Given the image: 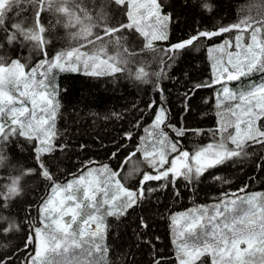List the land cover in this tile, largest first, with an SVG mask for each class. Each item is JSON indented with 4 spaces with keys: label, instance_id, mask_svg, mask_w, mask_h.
I'll return each instance as SVG.
<instances>
[{
    "label": "snow or ice",
    "instance_id": "1",
    "mask_svg": "<svg viewBox=\"0 0 264 264\" xmlns=\"http://www.w3.org/2000/svg\"><path fill=\"white\" fill-rule=\"evenodd\" d=\"M25 2L32 8L30 20L9 18L8 14L14 7ZM70 3L73 0H0V164L8 159L3 145L13 138H23L32 148L36 161L35 168L21 167L18 175L8 179L6 184H0V235L21 230L18 220L5 216L3 212L24 196L25 177L35 176L46 181L49 188V194L36 205L37 220L29 222L31 229L26 247L35 246L30 264H89L80 257L93 254L103 257L108 250L104 244L108 231L105 217L120 218L138 206L146 191L156 190L147 188L148 182L168 180L174 183L178 177L186 181L199 179L210 169L233 158L247 156L246 148L250 145L264 148V17L248 16L228 26L198 30L195 35L170 46V51L178 52L200 38L211 39L223 33L237 32L234 45L226 40L218 48L222 53L233 46L236 50L226 52L227 66L220 72V78L212 83L219 84L224 79L241 81L242 78H248L249 83L236 92L223 87V100L217 99V107H222L224 101L233 103L218 113L221 117L218 141L199 147L192 153L182 150L177 143H170L167 133L161 128L167 119L166 109L161 106L154 115L152 131L149 132V135L158 136V140L154 141L151 151L137 149L142 151L150 170L135 168L128 173L129 177L133 172L138 175V187L134 190L121 183L120 173L110 171L107 165L91 169L63 184L57 182L55 165L46 158L64 146L55 143L59 101L56 88L49 82V74L56 69L76 72L81 65L85 74L95 77L125 72L124 65L128 63L125 57L129 50L124 43L128 37L118 34L131 30L146 41V48H152L154 41L168 39V27L174 20L173 13L164 11L162 0H105V5L94 14L80 7L73 11L68 7ZM191 3L209 14L214 10L208 0H191ZM109 4L124 9L128 22L111 24L104 10ZM45 11L67 17L64 26L78 28L73 37L87 43L57 52L49 59L47 47L52 41L46 38V34L51 26L46 27L41 20ZM16 15L19 17L20 12ZM94 29H99V32ZM244 33L249 34L250 42H243ZM87 45H92V50L82 51ZM109 45L116 46L115 54H109ZM5 46L8 49L30 48L33 54L43 58L31 66L18 53L15 58L8 55ZM223 63L218 60L213 68ZM257 73L261 77L259 83L251 80ZM146 76L143 67L135 72L138 80ZM199 87L201 85H194V88ZM152 106L149 105L150 108ZM184 131L177 130V135L182 136ZM128 138L131 139V133ZM169 152L175 154L171 160L168 159ZM134 156L136 152L130 153L122 167ZM113 186L114 191L111 190ZM98 195L103 198L98 199ZM258 198L259 194L235 199L225 197L221 203L213 205L211 214L207 208H200L173 216L171 224L176 236L178 264H205L206 259L209 264H250L257 254L264 264V202L257 203ZM141 226L146 228L147 224L141 220ZM156 264L162 262L157 261Z\"/></svg>",
    "mask_w": 264,
    "mask_h": 264
},
{
    "label": "trees",
    "instance_id": "2",
    "mask_svg": "<svg viewBox=\"0 0 264 264\" xmlns=\"http://www.w3.org/2000/svg\"><path fill=\"white\" fill-rule=\"evenodd\" d=\"M162 2L164 11L174 14L167 40L154 41L152 48H146V41L131 30L118 34L128 37L124 43L129 50L125 57L128 60L124 65L125 72L95 77L85 74V69L79 67L76 72L56 69L49 74V82L56 88L59 101L55 143L64 146L46 158L55 165L57 182L63 184L84 174L90 167L107 165L111 171L120 173L121 183L134 190L138 187V175L133 172L129 177L128 173L135 168L150 170L142 151L137 149H142L145 127L153 122L161 106L166 109L165 125H171H162L161 128L167 132L171 143H177L182 150L192 153L219 140L215 92L220 91L221 85L212 83L216 73L212 70L208 49L226 40L231 33L211 39L200 38L178 52L170 51V46L188 39L198 30L228 26L248 16L260 19L264 17V0H208L214 6L210 14L193 6L191 0ZM104 5L105 0H73L68 7L73 11L76 7L84 8L94 14ZM104 10L111 24L128 22L124 9L109 4ZM17 12H20L19 17ZM31 15L32 8L26 2L8 14L14 21H28ZM41 20L46 27L51 26L46 34V38L52 41L47 47L49 59L57 52L87 43L73 37L78 28L64 26L67 17L45 11ZM94 31L99 32V29ZM244 35L246 39L248 34ZM92 47L87 45L81 50L90 52ZM117 50L114 45L108 47L110 55ZM5 51L13 58L18 53L31 66L43 58L33 54L30 48L8 49L5 46ZM140 67L147 73L142 80L135 78ZM251 80L259 83L260 74H254ZM228 83L232 90H239L249 83V79ZM194 85L201 87L194 88ZM149 105L153 106L150 108ZM179 129L185 130L182 136L177 135ZM3 151L8 159L0 164V184H6L8 179L18 175L21 167H36L32 148L23 138H13L3 145ZM246 151L247 156L233 158L210 169L199 179L186 181L178 177L174 183L168 180L148 182L147 188L156 190L146 191L138 206L129 209L123 217H105L108 231L104 244L108 250L103 257L93 254V264H156L157 261L178 264L171 224L173 216L186 213L193 205L200 206L199 209L208 205L213 211V205L221 203L225 197L232 199L237 195L264 193V148L250 145ZM133 152L136 156L122 167L125 158ZM174 155L168 154V159ZM163 184L167 186L161 187ZM23 187L24 196L3 212L22 225L20 231L0 235V261L3 264H30L34 255L35 246L26 247L31 229L29 222L37 220L36 205L49 194V188L48 182L35 176L25 177ZM141 220L147 224L146 228L141 226ZM81 259L85 260L86 256ZM205 264H209L207 259Z\"/></svg>",
    "mask_w": 264,
    "mask_h": 264
},
{
    "label": "rangeland",
    "instance_id": "3",
    "mask_svg": "<svg viewBox=\"0 0 264 264\" xmlns=\"http://www.w3.org/2000/svg\"><path fill=\"white\" fill-rule=\"evenodd\" d=\"M231 33V36L230 37H228L226 40H228V41H232V43H233V45L235 44V36L237 35V32L236 31H233V32H230ZM248 34V33H247ZM226 40H224V41H222V42H220V43H217V44H214V45H212L211 47H209V48H211V49H213V51L212 52H209V57H210V59H211V65H212V70H213V72H215L216 73V76H215V79H219L220 78V72H222V70H223V67L224 66H227V55H226V52L227 51H232V52H235V48H234V46L233 47H231V48H226L225 49V52L224 53H222V52H220V51H218V48H219V46L220 45H223L224 44V42L226 41ZM244 43H248V42H250V40H249V34H248V36H247V38L245 39V35H244V41H243ZM218 60H221V61H223L224 63L222 64V65H217V68L216 69H214L213 68V64H215L216 63V61H218ZM80 67H83L82 65L80 66ZM80 69V68H79ZM38 79L40 78L39 76L37 77ZM229 81H227L226 79H224V80H222V82L221 83H219L221 86H220V91L219 90H217L216 92H215V112H216V114H217V117H218V120L220 121V119H221V117L218 115V113H222V112H224L228 107H231L232 106V103L233 102H231V101H224L223 102V105H222V107H217V99L219 98V99H221V100H223V96H222V90H223V87L224 86H227V87H229L230 88V85H229V83H228ZM231 89V88H230ZM232 90V89H231ZM240 90V89H239ZM239 90H232V91H234V92H236V91H239ZM57 117V116H56ZM225 119H227V117H225ZM55 123H56V119H55ZM153 123V122H152ZM152 123L151 124H149V125H147L146 127H145V130L146 129H148V131H144V133H143V135H142V144H141V148L143 149V148H147L149 151H151L152 150V148H153V144H154V141H156V140H158V136H156V135H149V132H151L152 131ZM219 124V123H218ZM56 127V126H55ZM56 130V129H55ZM164 131V130H163ZM165 132V131H164ZM167 133V132H166ZM168 135V134H167ZM218 136H220V134H219V132H218ZM168 141L171 143L172 141L170 140V139H168ZM156 147H159V145L157 144L156 145ZM169 154H171L170 152H169ZM103 166H105V165H99V166H96V167H90L89 169H87V171L84 173V174H86L89 170H91V169H100L101 167H103ZM109 169V168H108ZM110 170V169H109ZM111 171V170H110ZM112 191H114V187L111 189ZM257 194H259V198H258V200H257V203H261V202H264V193H259V192H254V193H250V194H246L245 196H243V195H237V196H235V197H247V196H253V195H257ZM103 197H102V195H98V199H102ZM232 199H235V198H232ZM199 207L200 206H195V205H193L186 213H188V212H190L192 209H199ZM210 206H208V205H205V206H203V208H209ZM209 210V209H208ZM212 213V210H209V214H211ZM75 227V226H74ZM175 239H176V236H175ZM81 258V257H80ZM85 261H88L89 262V264H93L94 263V259L92 258V257H87L86 256V259H85ZM259 263H262L260 260H259V254H257V256L256 257H254V258H252L251 260H250V264H259Z\"/></svg>",
    "mask_w": 264,
    "mask_h": 264
}]
</instances>
